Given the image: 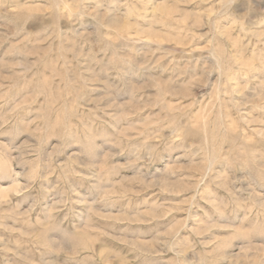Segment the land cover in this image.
Masks as SVG:
<instances>
[{"label": "rangeland", "instance_id": "1", "mask_svg": "<svg viewBox=\"0 0 264 264\" xmlns=\"http://www.w3.org/2000/svg\"><path fill=\"white\" fill-rule=\"evenodd\" d=\"M0 264H264V0H0Z\"/></svg>", "mask_w": 264, "mask_h": 264}]
</instances>
